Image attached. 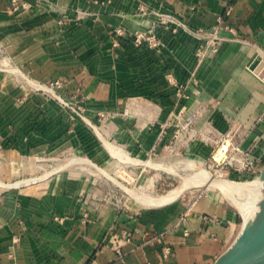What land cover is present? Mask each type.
I'll return each instance as SVG.
<instances>
[{"label":"crops","instance_id":"1","mask_svg":"<svg viewBox=\"0 0 264 264\" xmlns=\"http://www.w3.org/2000/svg\"><path fill=\"white\" fill-rule=\"evenodd\" d=\"M20 1L0 0V173L5 163L16 172L18 156L71 152L86 157L83 170L112 172L173 144L208 160L216 132L251 150L260 173L264 83L248 66L264 51V0ZM172 16L217 31L218 50L200 59L207 40ZM151 26L161 44L137 45L133 34ZM53 80L84 117L34 86ZM11 178L0 188V264H213L241 227L214 190L135 209L99 197L81 172Z\"/></svg>","mask_w":264,"mask_h":264},{"label":"rangeland","instance_id":"2","mask_svg":"<svg viewBox=\"0 0 264 264\" xmlns=\"http://www.w3.org/2000/svg\"><path fill=\"white\" fill-rule=\"evenodd\" d=\"M1 57L2 55L0 56V58ZM216 134L218 136L213 135L212 154L215 155V158H220V160H223V156H226V153H229V151L232 149L233 144L231 143V145L229 146V150L225 152V150L222 149V146H220L223 143L221 141L216 142V140L220 137L218 132H216ZM236 142L239 143V141L237 140L234 143ZM177 145L178 144H173V146H170L164 153L153 154L149 156L145 160L150 161L147 165L141 164L127 167L126 165H123L122 167L116 168L112 172L106 170L105 168L104 170H106L107 172L103 171L98 173H91L90 171L83 170V167H85V165L83 164L87 165V163L84 161V158L86 157H83L79 154H74L73 152L60 153L55 156H45L40 158L35 157L32 159L28 157H17L15 160H13L14 166L18 167V170L16 172L11 173V164L9 163H5L6 167L4 169L2 167L0 173V188L11 185L6 184L2 181L4 179H12L11 177H14L13 180L17 181L14 184L19 185L21 184V182L26 180H30L31 183L32 180L33 182H35L34 180L39 181L62 171H75L85 174L87 177L91 178V180L94 181L93 189L98 193L99 197H102L109 202H113L117 205L123 206L124 208L136 209L146 208L142 202L143 198H145L144 200H150L152 198L165 195L171 189L183 183L184 179H187V188L185 187V190L178 198L185 197V199L192 200L200 193V191L206 192L214 190L215 194L219 195L222 198H225L238 211V207L231 200L226 198V196L218 188L213 185L202 184L201 180L203 178L199 177L201 176V172L203 171L208 173L209 171L210 174L216 176L217 178L229 181L251 182L257 188L258 185L256 177L259 175V171L255 172L254 174H248V172H246L245 174L243 173L245 171L238 170L239 167H237L238 169H235L230 167L229 165L222 166V163L217 165L213 161L214 155L213 160L212 156L208 160H204L199 156H187V154H185L183 151H180ZM226 148L227 146L225 145V149ZM187 161H192L193 164H188ZM150 163H154L156 165L154 166ZM172 167L175 170H173ZM12 174L13 176H11ZM235 175H239V178H235ZM197 178H199L200 181ZM25 184H29V182ZM255 199L256 198L254 197V199L252 200L255 201ZM255 205L256 204L253 203L254 207ZM240 216V223L242 224L244 218L242 215Z\"/></svg>","mask_w":264,"mask_h":264},{"label":"built area","instance_id":"3","mask_svg":"<svg viewBox=\"0 0 264 264\" xmlns=\"http://www.w3.org/2000/svg\"><path fill=\"white\" fill-rule=\"evenodd\" d=\"M12 1L14 5H18L19 2H21L20 0ZM23 4L25 5L26 3L24 2ZM171 18H173L176 22H178L180 26H182L189 32L197 34V36L205 38L207 40V43L202 44L198 50V56L200 59L204 58L207 54L216 52L218 50L223 39L218 35L217 31L207 32L203 29L192 30L188 27L187 23L180 21L173 16ZM116 33L119 35L126 34V32L122 31L121 29L117 30ZM133 35L135 43L137 45L146 42L151 47H158L161 44L157 29L154 26H151L143 31H136ZM8 67L9 62H7L4 58H0V69L5 70ZM248 69L264 83V51L258 52L251 64L248 66ZM34 86L36 87V89L45 92L48 96L55 99L63 106L70 108L74 113L84 117L82 111L76 108L71 100H68L63 96L62 89L64 85L61 80H53L47 83H38ZM181 128L184 131H188L190 129V125L189 123H187L182 125ZM220 141L223 144L226 143L228 145L226 152L229 150V146L231 145V143L233 144V146L229 153H227L228 158L221 162H216L215 160H213L214 154H212V160L214 161V163H216L217 165L222 163V166L229 165L230 167L235 169H238L237 167H239V171H245L243 173L248 172V174H254L257 171L258 157L251 150L244 149L240 143H234L235 141L232 140L227 134L221 135L219 139L216 140V142ZM235 178H239V175H235ZM194 201L195 199L193 200V202ZM88 264L101 263L96 259H92Z\"/></svg>","mask_w":264,"mask_h":264},{"label":"water","instance_id":"4","mask_svg":"<svg viewBox=\"0 0 264 264\" xmlns=\"http://www.w3.org/2000/svg\"><path fill=\"white\" fill-rule=\"evenodd\" d=\"M257 179L261 198L249 219H243L235 239L213 264H264V164Z\"/></svg>","mask_w":264,"mask_h":264},{"label":"bare ground","instance_id":"5","mask_svg":"<svg viewBox=\"0 0 264 264\" xmlns=\"http://www.w3.org/2000/svg\"><path fill=\"white\" fill-rule=\"evenodd\" d=\"M225 145L228 146L226 143H224V144H222L220 146H222V149L225 150V152H226L228 147L225 149ZM223 157H224L223 160H225V159L228 158V155H226V156L224 155ZM214 160L216 162L223 161V160H220V158L219 159L215 158V155H214ZM122 161H127V160H122ZM86 163L90 164L88 161ZM187 163L188 164H190V163L193 164L192 161H187ZM150 164L154 165V166L156 165L154 163H150ZM83 165H86V164H83ZM192 166H195V165H192ZM169 170H171V169H169ZM173 170H175V169L173 168ZM174 173H176V172H174ZM106 175H107V173H106ZM200 175L201 176H199V177L203 178L201 180L202 184H204V185L205 184H209V185H213L216 188H218L226 196V198L231 200L238 207V209H239V211H240V213H241V215L243 216L244 219L247 220L250 217V215H252V213L254 211V208H255L253 206V203L256 204L255 202H257L261 198V188H260V185L258 183V179H257V185L258 186L256 188L253 185V183H251V182H247V181L236 182V181H229V180H225V179H220V178H217L216 176L210 174L209 171H208V173L202 171ZM197 179L200 181L199 178H197ZM34 181H36V180H34ZM186 181H187V179L186 180L184 179L183 183L179 184L175 188L171 189L167 194L162 195L160 197L152 198L150 200H144L145 198H143L142 199L143 205L145 207H156V206H162V205L168 204V203L176 200L183 193V191L185 190V187L187 186V182ZM27 182L30 183V180L23 181V182H21V184L22 183L25 184ZM32 182H33V180H32ZM254 197L256 198L255 201L252 200V199H254Z\"/></svg>","mask_w":264,"mask_h":264}]
</instances>
